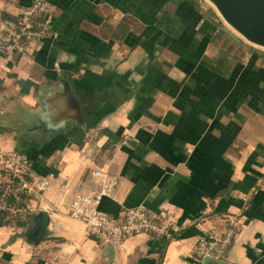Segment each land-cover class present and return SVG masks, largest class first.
I'll return each mask as SVG.
<instances>
[{"label":"crops","instance_id":"crops-1","mask_svg":"<svg viewBox=\"0 0 264 264\" xmlns=\"http://www.w3.org/2000/svg\"><path fill=\"white\" fill-rule=\"evenodd\" d=\"M48 1L41 46L0 51V149L29 155L53 190L30 197V213L0 216V264H264V57L230 38L206 0ZM31 3L0 0V21ZM61 79L82 102L85 129L40 122ZM99 166L117 179L102 211L170 209L178 228L112 249L87 233L56 204L61 189L97 191ZM40 211L49 221L34 243ZM230 226L222 257H200L198 242Z\"/></svg>","mask_w":264,"mask_h":264},{"label":"built area","instance_id":"built-area-1","mask_svg":"<svg viewBox=\"0 0 264 264\" xmlns=\"http://www.w3.org/2000/svg\"><path fill=\"white\" fill-rule=\"evenodd\" d=\"M55 6L48 0H32V3L19 13L15 21H0V51L7 55L37 50L43 40L51 34V24ZM101 180L100 188L92 193L61 189L56 208L81 220L87 233L102 242L118 246L124 239L139 233H149L159 237L170 236L178 228L176 214L167 209L161 214L151 215L144 206L127 207L119 216H111L100 209L101 199L109 196L117 185L102 166L92 172ZM53 190L51 177L36 173L29 158L14 149H0V216L16 217L34 210L28 199L41 197ZM234 236L233 227L197 244L200 257L220 259Z\"/></svg>","mask_w":264,"mask_h":264},{"label":"water","instance_id":"water-1","mask_svg":"<svg viewBox=\"0 0 264 264\" xmlns=\"http://www.w3.org/2000/svg\"><path fill=\"white\" fill-rule=\"evenodd\" d=\"M207 1L218 12L222 20L218 25L230 38L264 57V0ZM43 102L40 122L44 128L64 129L73 123L85 129L83 105L69 81L61 79V88L48 93ZM48 221L49 216L45 211L34 215L33 225L28 232L32 242L41 240ZM108 247L113 248L111 245Z\"/></svg>","mask_w":264,"mask_h":264},{"label":"trees","instance_id":"trees-1","mask_svg":"<svg viewBox=\"0 0 264 264\" xmlns=\"http://www.w3.org/2000/svg\"><path fill=\"white\" fill-rule=\"evenodd\" d=\"M107 134L109 135V136H112L113 134L111 133V132H109V131H107ZM28 158H29V160H30V157H29V155H26ZM31 161V160H30ZM32 164V163H31ZM32 168H33V170L35 171V169H34V166H33V164H32ZM36 173H37V171H35ZM0 223H2V221H0Z\"/></svg>","mask_w":264,"mask_h":264},{"label":"rangeland","instance_id":"rangeland-1","mask_svg":"<svg viewBox=\"0 0 264 264\" xmlns=\"http://www.w3.org/2000/svg\"><path fill=\"white\" fill-rule=\"evenodd\" d=\"M207 1V0H206ZM208 2V1H207ZM210 3V2H209ZM14 219V218H13Z\"/></svg>","mask_w":264,"mask_h":264}]
</instances>
